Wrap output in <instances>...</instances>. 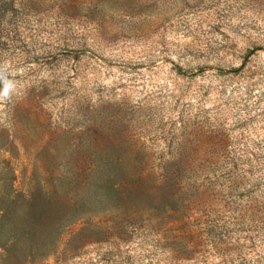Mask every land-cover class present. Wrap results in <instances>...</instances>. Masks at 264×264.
I'll return each mask as SVG.
<instances>
[{"label": "rangeland", "instance_id": "1", "mask_svg": "<svg viewBox=\"0 0 264 264\" xmlns=\"http://www.w3.org/2000/svg\"><path fill=\"white\" fill-rule=\"evenodd\" d=\"M0 71V264H264V0H0Z\"/></svg>", "mask_w": 264, "mask_h": 264}, {"label": "clouds", "instance_id": "2", "mask_svg": "<svg viewBox=\"0 0 264 264\" xmlns=\"http://www.w3.org/2000/svg\"><path fill=\"white\" fill-rule=\"evenodd\" d=\"M0 84H2V87H0V101H3L15 91V82L0 71Z\"/></svg>", "mask_w": 264, "mask_h": 264}, {"label": "trees", "instance_id": "3", "mask_svg": "<svg viewBox=\"0 0 264 264\" xmlns=\"http://www.w3.org/2000/svg\"><path fill=\"white\" fill-rule=\"evenodd\" d=\"M221 71H224V72H225V71H227V70H221Z\"/></svg>", "mask_w": 264, "mask_h": 264}]
</instances>
